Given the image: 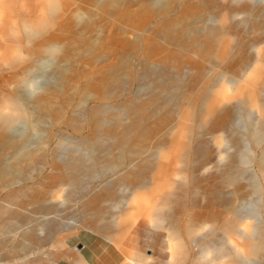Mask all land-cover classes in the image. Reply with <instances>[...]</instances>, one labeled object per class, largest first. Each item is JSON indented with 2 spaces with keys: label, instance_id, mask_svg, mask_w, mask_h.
<instances>
[{
  "label": "rangeland",
  "instance_id": "374dc122",
  "mask_svg": "<svg viewBox=\"0 0 264 264\" xmlns=\"http://www.w3.org/2000/svg\"><path fill=\"white\" fill-rule=\"evenodd\" d=\"M246 4L263 7L264 0H212L210 4L204 0H0V105L10 107L0 106V111L3 109L6 118L12 120L4 123L0 115V210L9 205L12 212L6 213L8 219L7 215L3 217L7 223L0 233V241L5 237L0 264H13L17 253L23 259L44 264L45 256L40 251L48 245L41 237L48 235L54 216L69 223H61L56 229L68 235L62 250L70 254L81 250L90 256L95 247L102 250L108 245L100 236L102 232L86 228L84 221L92 216L84 212L83 202L101 180L89 182L87 189L81 190L58 186L50 180L57 170L49 154L60 141L63 155L79 158L82 165L89 163L99 148L93 142L88 112L102 102L106 104L105 116L118 113L114 125L121 128L110 131L113 123L109 122L97 140L104 141L106 150L117 148L115 142L122 128L131 126L140 113L152 116L164 107V89L160 88L163 76L149 77L143 83L142 75L184 51L170 66L173 74L182 72L187 78L188 96L181 101L183 113L174 110L173 118L166 123L149 118L148 122H156L158 127L149 136L141 130L128 131L127 144L151 152L162 146L170 185L178 186L176 191H181L189 208L199 212L192 222H180L183 242L186 240L182 236L188 232L205 233L210 224L219 223L241 205L250 216L243 227L252 228V239L249 252L240 254L233 264H264V91L259 93L255 106L241 104L236 103L239 94L229 90L225 78L210 88L192 77L212 58V52L253 37L255 21L242 11ZM210 16L216 19V26L223 28L214 41L197 35ZM259 19L255 17L256 22ZM224 68L221 65L217 71ZM118 79L125 86L111 93ZM238 84L242 93L250 90L246 82ZM152 89L158 99L149 98ZM207 92L209 98L219 95V104L232 110V116L223 124L216 123L213 113L206 115L207 102L196 98L198 93L205 96ZM129 96L132 106H140L137 112L132 106L125 107ZM176 137L182 138L180 146L173 144ZM218 143L224 144L220 154ZM169 153L175 155L169 157ZM45 154L48 158L43 164L34 163ZM29 164L32 168L26 173ZM34 190L50 201L59 200L61 207L55 212L24 197V192ZM102 206L104 210L106 206ZM21 211L30 217L22 216ZM57 233L50 232V242L58 243ZM234 239L240 243L243 238L235 235ZM162 241L158 231L147 239L156 249L165 247ZM187 245L189 254L184 264L192 262L198 248V243Z\"/></svg>",
  "mask_w": 264,
  "mask_h": 264
},
{
  "label": "bare ground",
  "instance_id": "6f19581e",
  "mask_svg": "<svg viewBox=\"0 0 264 264\" xmlns=\"http://www.w3.org/2000/svg\"><path fill=\"white\" fill-rule=\"evenodd\" d=\"M204 1L209 4L212 3V0ZM242 11L246 13V16L251 21H255L252 27L253 37L251 39H246V41L241 42L237 46H230L229 48H227V46L226 48L222 46L216 53L212 52V58L209 60L207 59V63L205 62L200 65L197 70L195 69L196 71L195 73L193 72L194 75L192 77L195 82L201 80L209 85L210 88L225 78V82L229 84V90L239 94L236 103L255 106L258 102L259 93L264 91V55L262 56L261 54V52H264V6L257 7L252 4H246ZM255 17H259L260 19L256 22ZM214 21H216V19L210 16L206 24L197 31V35L205 36L209 40L214 41V37H216L218 31L223 30V28L216 26ZM185 53L186 51L176 53L165 63L157 65L142 75L143 83L146 82L149 77L163 76L160 82L161 87H159L161 90L162 88L164 89V107L162 110L158 111V113H152V116L140 113L139 118L135 119L132 125L130 124L131 126L122 128L121 131L123 132L121 136H118L119 138H117L115 142L118 144L117 148H108L106 150L105 144L103 143L104 141L97 140L98 133L102 128H105L109 122L113 123L112 128L109 129L110 131L115 132L118 131L117 129L121 128L119 124L114 125V122L118 119V113L116 111L112 112L108 117L105 116L103 107L106 104L103 102L95 105L88 112L91 127L93 128V142L96 143L99 148V152L91 158L89 163L82 165L79 158L70 154L63 155L60 152V141L56 142V145L52 147L49 158L53 167L57 170L51 177L49 176L52 183L58 186L67 185L72 190L79 187V190H81L87 189L89 182H94L97 179L101 180L100 184L98 183L99 185L97 184V186H94L88 192L87 198L83 202L84 212L87 211L88 214H90L89 218H91V216V219L97 218L95 220L84 219L86 222L84 223L86 224V228L102 232L100 236L108 245L102 250H98V248L95 247L90 256H85L81 250H79L78 253L71 252V254L66 249L62 250L64 245L62 244L63 239L68 235L63 236L61 235L62 233L56 229L59 228L61 223L65 224V226H68L69 223L62 222L61 219L54 216V219L52 218V227L48 235L41 237L43 244L48 245L46 249L40 251L45 256L44 264H184L189 254L187 242H191V244L198 243V248L192 255V262L190 264H233L236 257L240 254L249 252L248 247L252 239V228L245 230L243 222L250 216L246 215V212H243L241 205L237 206L230 216H225L218 221L219 223L214 222L210 224L205 233L198 234L193 233V231L188 232L182 236L184 240H186L183 242L178 230L180 222H182L183 219L192 222L199 216V212L189 208L181 191H176L178 186L173 185L172 187L170 185V178H168L164 163L167 155H161L162 146L152 148L154 150L151 152L140 150L139 148H134V146L132 147L127 144L130 139L128 131L134 130V132H137V130H141L146 132L149 136L158 127L156 126L155 128L156 122H148L149 118L156 117L158 122L166 123L173 118L174 110L175 112L177 111V114L183 113L182 109L184 105L181 101L188 96V92L186 91L187 78H184L181 74L182 72L173 74L170 70V66L176 57L182 56ZM221 65H224L225 68L222 69V72H218V67ZM208 73H211L213 76L207 77ZM228 73H232L233 76H228ZM189 79H191V77ZM242 82H246V85L250 88L245 94L242 93L240 84H238ZM124 83L123 80L118 79L113 84L110 92L112 93L113 90H121ZM253 87L255 94L252 89ZM209 96L208 92L205 96L198 93L196 98H198L200 102H207L206 115L213 113L216 123H219V125L223 124L226 118L232 116V110H229L223 104H219V95H215L212 98H209ZM4 97L3 99H5ZM149 98L151 100L155 98L158 99L155 90L152 89ZM132 101L130 97L126 101L125 107L131 108ZM0 106L3 109H10V107H7V105L3 103H1ZM139 108L140 106L138 105L132 106L134 112H137ZM3 109L0 115H3L4 118H2V121L4 120L5 123L7 120L10 121L11 118H6ZM77 114L81 116L82 111L77 112ZM182 116H184V114ZM136 134L134 136L135 139L137 138ZM181 139L180 137H176L173 144L180 146ZM223 145L224 144L218 143L219 154ZM172 151L174 150L172 149ZM170 155L174 156L175 154L169 153V157ZM47 158L46 154L41 155L35 159L34 163L43 164ZM31 168V164L27 165L26 173L29 172ZM226 179L230 181V177ZM14 197L15 195L10 196V198ZM24 197L33 200L38 206L45 207L55 212H57L62 205V202L59 200L50 201L37 190L24 192ZM36 205H34V207ZM102 205L106 206L104 210H102ZM8 206L0 210V233H2L7 223L3 220V217L7 215L6 213H12ZM38 206L37 208H39ZM22 211V216H26V212L22 213ZM28 215L27 217L29 218L30 216ZM53 222L55 224H53ZM130 225L132 226L131 228L129 227ZM171 225L174 227L172 230H170ZM128 228L130 229L127 230ZM157 231L159 237H163L165 243L163 249H156V247H152L151 244L147 243V239ZM50 232H58L55 236V240H57L58 243L55 244L49 241ZM122 234L128 235L125 237L123 235L122 237ZM235 235H240L243 238L240 243L234 239ZM4 238L5 237L0 241V248L3 245V241L5 242ZM20 244H17V248ZM140 247L151 250V254L143 253L139 249ZM96 255H99V257H94ZM17 257L18 258L12 262L13 264H36L35 260L30 261L28 259H23L22 255L19 256L18 253Z\"/></svg>",
  "mask_w": 264,
  "mask_h": 264
}]
</instances>
